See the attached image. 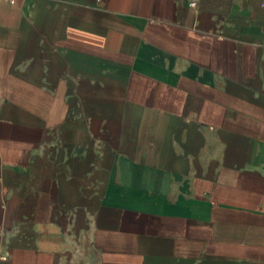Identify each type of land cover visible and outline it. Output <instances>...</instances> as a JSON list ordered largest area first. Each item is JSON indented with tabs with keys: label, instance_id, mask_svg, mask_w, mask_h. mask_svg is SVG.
I'll return each mask as SVG.
<instances>
[{
	"label": "crops",
	"instance_id": "obj_1",
	"mask_svg": "<svg viewBox=\"0 0 264 264\" xmlns=\"http://www.w3.org/2000/svg\"><path fill=\"white\" fill-rule=\"evenodd\" d=\"M0 264H264V0H0Z\"/></svg>",
	"mask_w": 264,
	"mask_h": 264
},
{
	"label": "built area",
	"instance_id": "obj_2",
	"mask_svg": "<svg viewBox=\"0 0 264 264\" xmlns=\"http://www.w3.org/2000/svg\"><path fill=\"white\" fill-rule=\"evenodd\" d=\"M3 1H6V2H8L9 4H12V3L14 2V0H3ZM187 6L190 7V8H192V9H195V8H196V4H195L194 1H189V2L187 3Z\"/></svg>",
	"mask_w": 264,
	"mask_h": 264
}]
</instances>
